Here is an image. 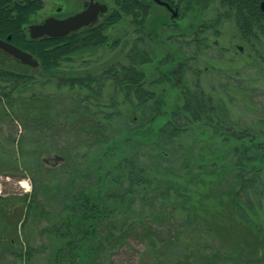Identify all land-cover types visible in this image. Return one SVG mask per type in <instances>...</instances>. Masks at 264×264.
I'll return each mask as SVG.
<instances>
[{
  "label": "trees",
  "instance_id": "16d2710c",
  "mask_svg": "<svg viewBox=\"0 0 264 264\" xmlns=\"http://www.w3.org/2000/svg\"><path fill=\"white\" fill-rule=\"evenodd\" d=\"M262 3L221 0L225 13L213 23L230 17L254 61L264 59L258 49L264 42ZM114 5L97 22L65 37L32 39L28 26L44 0H0V38L11 36L12 44L39 62L36 68L20 65L23 70L0 65V122L10 118L27 132L8 137L22 156L26 143H43L61 160L46 167L36 148L30 152L34 191L22 200L26 216L47 207L44 200L59 208L57 223L45 229L62 241L57 264H103L105 254H119L134 242L143 247L140 264H264V221L258 220L264 215V128L234 121L226 101L203 89L201 71L190 61L177 60L175 51L159 60L145 46L168 30L167 17L153 12L161 5L153 0H114ZM126 16L138 34L127 51V35L111 34ZM204 27L196 26V35ZM181 36L171 34L167 43L182 47ZM121 42L122 59L91 68L66 66L75 55L116 49ZM189 43L198 51L209 47L205 38ZM151 65L156 78L148 82ZM189 73L196 76L193 85L186 81ZM38 77L66 93L14 97ZM108 84L130 106L127 124L119 128L117 99L103 103ZM173 89L180 101L170 102ZM195 125L202 130L198 135L206 136L200 164L197 154L181 149V137ZM5 163L0 157V174ZM11 203L0 196V221ZM16 224H10L15 232ZM13 241L6 249L15 254ZM32 252L16 256L30 258Z\"/></svg>",
  "mask_w": 264,
  "mask_h": 264
},
{
  "label": "rangeland",
  "instance_id": "374dc122",
  "mask_svg": "<svg viewBox=\"0 0 264 264\" xmlns=\"http://www.w3.org/2000/svg\"><path fill=\"white\" fill-rule=\"evenodd\" d=\"M106 3L109 8H113L114 0H99ZM83 0H44L45 6L43 10L31 17L32 23H39L44 21L49 16L66 17L82 8ZM188 9L187 15L196 16V21H174L167 10L164 7L153 6V12L159 10L161 16H166L169 22L168 30L161 31L160 39L152 44L147 43L145 46L155 52L157 58L163 59L166 53L169 51H175L177 54V60H188L194 67L199 68L200 84L207 93L215 94L216 98L222 97L231 110V117L234 121L238 122L242 126H250L254 128H264L262 120L264 119V59L260 58L254 61V53L249 50L245 41L240 37L238 28L230 17L224 18L219 24H213L217 20V16L225 13V8L219 6V1H211L210 6H198L195 0H182L177 1ZM191 6V7H189ZM59 9V11H58ZM59 12L56 14V12ZM192 22H197V25L191 26ZM204 24V29L201 28L200 34L196 35L195 27ZM213 24V26H211ZM181 28L180 30L176 28ZM134 26L131 23V18L126 16L122 22L112 30V35L123 36L127 35L124 42L127 43V51L131 43L138 38V34L134 33ZM219 32V34H218ZM171 34L181 35V40L184 42L180 47V43L171 41L172 46L167 43L168 36ZM207 39L209 47H202L200 51L195 48L194 44L189 42L194 39ZM185 41L187 43H185ZM120 46L116 49H110V47H104L96 50V53L85 52L81 55H75L73 61L66 66L80 69L84 67L91 68L92 65L100 66L108 61L117 60L123 58L124 51L122 48L123 42L119 43ZM175 49V50H174ZM258 49L264 54V42L262 45H258ZM191 57H195L191 61ZM176 60V59H175ZM87 62H90L86 65ZM11 69L24 68L19 65V62L12 60L10 62ZM156 78V72L154 65L146 67V79L148 82H152ZM187 83L193 85L196 81V76L193 73H189L186 78ZM5 85V84H4ZM163 88V86H161ZM67 89L62 92L57 91L52 85H43V79L37 78L35 82L28 83L25 86L14 92V97L20 96L24 99H28L33 94L38 96L54 95L66 93ZM20 91V92H19ZM169 95L170 102L175 100L180 101V94L177 90H171ZM74 95V93H73ZM115 96L119 104L120 116H116L114 125L119 128L121 125H126L127 117L130 110V106L123 104L124 96L122 93L116 94L110 84L104 90L103 103L109 104L110 98ZM109 102V103H108ZM134 116V115H133ZM195 125L194 131L189 135L181 137L182 153L185 150L197 154V163H202L198 152L202 151L205 147L206 136H200L198 133L202 130ZM16 136L27 135V132L23 130V127L18 126L15 121H10V118L0 122V157L6 162L3 165V171L0 174V196L3 199H7L10 204V212L8 216L2 219L0 224V264H57L55 261V253L62 245V241L59 237L50 234L45 229L55 225L57 223V212L59 208L55 206L54 202L45 201L47 207L43 210L35 209L28 216H26V210L22 200L24 196L32 194L34 191L32 171L27 169L29 163L35 161L34 154L30 152L37 149L38 158L40 162L46 165V167H55L61 162L57 155L53 154L51 144H40L34 146L32 143H26L24 150L25 155L22 156L18 153L16 146H14L9 140V134ZM210 144V142H209ZM203 146V147H202ZM202 147V148H201ZM11 157V159H10ZM29 158V159H28ZM55 158L57 159L56 165L46 163L45 159ZM146 160V158H144ZM148 159V158H147ZM210 159V157H209ZM208 159V160H209ZM31 161L28 163V161ZM151 160V159H150ZM207 161V160H205ZM150 162V161H148ZM209 162V161H208ZM153 165L151 160L150 162ZM177 166H181L178 163ZM6 167V168H5ZM198 170H196L197 172ZM6 172V173H5ZM5 173V174H3ZM49 175V178L51 180ZM40 186L39 181L37 182ZM51 191V190H50ZM42 210V211H41ZM261 218H256L259 221H264V215ZM16 225V232L14 223ZM13 239V250L15 254L7 251V245L10 240ZM32 249V255L27 258L26 255L19 257L16 254L24 253ZM142 244L134 242L131 247L121 249L118 253L109 257L105 254L102 258L103 264H140L137 256L138 252H142ZM117 253V252H116Z\"/></svg>",
  "mask_w": 264,
  "mask_h": 264
},
{
  "label": "water",
  "instance_id": "95a60500",
  "mask_svg": "<svg viewBox=\"0 0 264 264\" xmlns=\"http://www.w3.org/2000/svg\"><path fill=\"white\" fill-rule=\"evenodd\" d=\"M89 4L80 12L70 15L67 18L59 19L55 17H48L42 23L31 24L28 27L30 37L32 39H38L42 37L48 38H61L69 35L70 33L76 32L83 27L90 26L97 22L99 17L108 12L109 6L106 3H100L97 0H88ZM159 5H166L165 1L153 0ZM264 10V3H262ZM176 14V13H174ZM11 36H8L6 40L0 39V49L10 54L21 63L31 66L38 67L39 62L33 55L23 49L15 46L10 42ZM46 163L51 165L57 164V159L49 158L45 159Z\"/></svg>",
  "mask_w": 264,
  "mask_h": 264
},
{
  "label": "flooded vegetation",
  "instance_id": "af4514ba",
  "mask_svg": "<svg viewBox=\"0 0 264 264\" xmlns=\"http://www.w3.org/2000/svg\"><path fill=\"white\" fill-rule=\"evenodd\" d=\"M97 1H99V0H97ZM162 1H165L167 4H169V6L170 7H168V6H166V5H161L162 7H164L166 10H167V12H168V14L170 15V17L176 22V21H179V22H181V21H184V22H186V21H189V19L191 20V21H196L197 20V17L195 16H188L187 15V13H188V9H187V7L185 8V6H181L182 4H180V3H178L177 1H179V0H162ZM180 1H182V0H180ZM203 2H202V6L203 5H205V6H210V4H211V1L213 2V0H207V1H204V0H202ZM217 1V0H216ZM219 1V6L220 7H222L221 6V0H218ZM100 3H103V2H101V1H99ZM89 4V1L88 0H83V2H82V8L81 9H79L78 11H76V12H74V13H72V14H70V15H73V14H76L77 12H80V11H82L83 9H85L86 8V6ZM261 6H262V4H261ZM263 8V7H262ZM58 11H59V9H58ZM56 12V14H58L59 12ZM174 13H176V14H174ZM70 15H68V16H70ZM68 16H66V17H59V16H54V15H52V16H49V17H55V18H59V19H63V18H67ZM101 17V16H100ZM48 18V17H47ZM46 19V18H45ZM44 19V20H45ZM198 21V20H197ZM43 21H41V22H39V23H42ZM192 23H197V22H192ZM0 39H3V40H6L7 39V37L6 38H0ZM10 42H11V40H10ZM12 60H14V61H16V62H19V65H25V64H23V63H21L19 60H17V59H15L14 57H12L10 54H8L7 52H5L4 50H2V49H0V65H2V64H4L8 69H10V62L12 61ZM26 66H28V65H26ZM31 67V66H30ZM33 68H36V67H33Z\"/></svg>",
  "mask_w": 264,
  "mask_h": 264
}]
</instances>
